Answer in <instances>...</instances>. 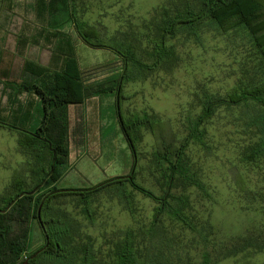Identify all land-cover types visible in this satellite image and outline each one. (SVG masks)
I'll list each match as a JSON object with an SVG mask.
<instances>
[{"label":"rangeland","instance_id":"rangeland-1","mask_svg":"<svg viewBox=\"0 0 264 264\" xmlns=\"http://www.w3.org/2000/svg\"><path fill=\"white\" fill-rule=\"evenodd\" d=\"M196 4L197 0H75L73 7L104 41L132 45L141 61L151 65L163 13L174 15ZM70 13L68 0H0V208L3 198L16 193L15 181L21 180L26 191L36 184L42 161L24 150L20 140L22 133L35 132L40 125L42 105L21 86L33 85L62 62L59 57L65 54L52 37L54 27L61 25L58 32L72 41L87 83H101L112 73L117 78L124 71L123 59L113 51L80 39ZM199 36L196 41L180 33L168 40L167 46L175 51L173 64H161L122 87L120 110L125 120L148 118L153 123L152 129L143 126L136 134V180L158 197L166 189L162 175L168 165L156 154L167 146L181 148L190 123L201 115L205 95L224 97L264 82L262 58L245 31L222 33L202 24ZM85 108L95 112L84 117L88 132L82 142L74 133L79 118L69 110L71 155L60 168L64 177L56 185L59 190L92 189L127 176L134 164L118 126L116 92ZM262 116L256 104L222 105L203 125V142L190 140L185 161L205 191L182 180L174 182L171 191L187 198L182 209L187 224L164 213L151 234L159 205L128 184L126 204L112 182L90 198L89 206L77 196L54 200L45 218L55 220L54 230L65 229L57 221L69 223L72 247L82 253L91 246L100 264H115V254L127 237L139 263L264 264V155L257 153L262 136L252 124ZM27 226L32 227L29 256L44 247L45 239L37 220L31 218ZM38 264L60 263L42 258Z\"/></svg>","mask_w":264,"mask_h":264},{"label":"trees","instance_id":"trees-1","mask_svg":"<svg viewBox=\"0 0 264 264\" xmlns=\"http://www.w3.org/2000/svg\"><path fill=\"white\" fill-rule=\"evenodd\" d=\"M68 1L71 5L69 20L73 23L80 39L91 47L113 51L123 59L124 71L117 77L118 79L112 73L105 77L106 81L97 84L87 83L75 58L72 41L58 32L57 29L61 25L54 27L55 33L52 37L59 43V52L63 53L62 55L65 54L63 58L59 57L62 62L55 70L40 75L33 85L22 84L21 86L25 92L33 93L40 100L42 119L35 132L21 134L20 145L24 150L38 157L42 163L35 172L34 187L26 191L24 183L17 180L13 184L16 193L9 198H3L4 205L0 208V264H38L42 258H45V263L56 261L60 264H100L93 257L91 246H86L82 253H78L77 249L72 247L69 223L63 224L60 220L57 222L62 223L65 229H51L55 220L45 218V212L50 209L54 200L69 196L80 197L83 204L89 206L90 198L105 190L109 186L107 184L111 182L115 184L114 190L126 204H128V195L125 186L128 184L134 191L159 205L150 229L151 234H154L159 218L164 213L187 224L182 212V209L187 206V198L173 195L171 191L175 188L174 182L177 180L189 182L192 186L205 191L203 185L191 175L185 161V151L190 140L203 142L205 130L202 127L209 122L219 106H240L252 103L263 109V116L252 124L258 128L262 136L257 153L264 155V82L249 88L235 89L224 97L205 95L201 115L196 121L190 123L189 136L181 148L172 150L171 146H167L163 153L156 154L160 163L165 162L168 165L162 175L166 189L164 195L158 197L136 180V134L143 126L152 129L153 123L148 118L125 120L120 110L124 82L138 80L144 77L145 72H153L161 64H173L175 51L167 46V41L174 39L180 33H187L196 41H200L199 31L202 24H207L222 33L233 30L245 31L257 48L264 67V0H197L195 7L186 8L174 15L164 12V17L155 30L157 40L153 42L150 53V57L154 60L151 65L141 61L132 45L104 41L95 27L79 19L73 7L75 0ZM115 92L120 130L134 156L130 173L127 176L106 181L92 189L59 190L56 185L63 176L60 168L68 164L70 154L69 108L82 105L89 98ZM170 157H173L174 161ZM47 188L51 189L48 194L37 195ZM34 209V215L31 216ZM39 211L40 217H38ZM31 218L38 221L44 234L45 244L43 248L26 256L32 244V227L27 226ZM18 227L20 230H17ZM121 247L115 254V264H151L138 262L129 247V237L126 238L125 245ZM80 255H82L81 258Z\"/></svg>","mask_w":264,"mask_h":264},{"label":"crops","instance_id":"crops-1","mask_svg":"<svg viewBox=\"0 0 264 264\" xmlns=\"http://www.w3.org/2000/svg\"><path fill=\"white\" fill-rule=\"evenodd\" d=\"M97 98H100V96H95L94 98L93 97L89 98V99L85 100V102L82 105L71 106L69 108V110H71V108H72V110H74V112L77 114V117L79 118V121H80V123L79 122L76 123V124H78V123L79 124H78V128L76 129V131H74V133L76 134V140H79L80 142L83 141L85 134H87V132H88V128L84 127V117L87 114H92V112H95L94 110H92V111L91 110H86L85 107H87V105L89 103H91L92 101L96 100ZM81 106H83L85 109L82 108ZM83 109H84V111L86 110V112H84ZM70 118H71V114L69 113V122H70ZM119 128H120V126H119ZM68 139L69 140L71 139V128H70V133H69ZM69 151H70V154H69V158H70V155H71V148L70 147H69ZM63 177H64V175L62 176V178Z\"/></svg>","mask_w":264,"mask_h":264},{"label":"water","instance_id":"water-1","mask_svg":"<svg viewBox=\"0 0 264 264\" xmlns=\"http://www.w3.org/2000/svg\"><path fill=\"white\" fill-rule=\"evenodd\" d=\"M38 217H40V211L38 212Z\"/></svg>","mask_w":264,"mask_h":264}]
</instances>
